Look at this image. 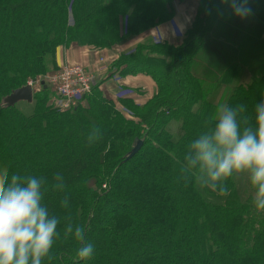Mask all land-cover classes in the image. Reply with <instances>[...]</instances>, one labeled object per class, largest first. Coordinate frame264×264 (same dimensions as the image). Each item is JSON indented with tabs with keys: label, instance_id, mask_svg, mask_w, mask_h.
I'll return each instance as SVG.
<instances>
[{
	"label": "trees",
	"instance_id": "trees-1",
	"mask_svg": "<svg viewBox=\"0 0 264 264\" xmlns=\"http://www.w3.org/2000/svg\"><path fill=\"white\" fill-rule=\"evenodd\" d=\"M183 1L0 0V174L46 181L44 202L61 234L43 264H264V212L254 209L246 176L230 178L221 195L180 174L187 144L214 118L226 87L222 104L249 112L264 94V0H249L244 19L221 0H198L178 46L151 41L118 55V75L152 80L143 104L127 97L118 108L93 84L83 104L61 111L42 81L57 68L59 47L124 45L167 23ZM28 82H38L30 106L2 109ZM134 141L141 147L126 159ZM67 223L86 226L89 260L76 259Z\"/></svg>",
	"mask_w": 264,
	"mask_h": 264
},
{
	"label": "clouds",
	"instance_id": "clouds-1",
	"mask_svg": "<svg viewBox=\"0 0 264 264\" xmlns=\"http://www.w3.org/2000/svg\"><path fill=\"white\" fill-rule=\"evenodd\" d=\"M231 14L244 19L251 13L249 0H221ZM180 174L201 189L226 193L230 178L244 175L252 192L251 203L264 212V94L251 111L244 104H221L214 118L188 144ZM52 185L64 189V177L57 173ZM46 181L28 173L0 174V264H43L55 240L61 221L50 213L45 201ZM65 194L62 206H67ZM65 239L78 243L75 257L87 261L94 244L86 238V226L67 223Z\"/></svg>",
	"mask_w": 264,
	"mask_h": 264
},
{
	"label": "crops",
	"instance_id": "crops-1",
	"mask_svg": "<svg viewBox=\"0 0 264 264\" xmlns=\"http://www.w3.org/2000/svg\"><path fill=\"white\" fill-rule=\"evenodd\" d=\"M197 4L198 0H184L179 5L177 4L172 20L158 27V31L166 43L173 46L180 44L183 34L195 17ZM155 32L152 29L124 45H116L110 49L97 50L91 47H80L76 44L65 49L59 47L55 54L56 67L59 68L67 63L79 65L86 71H93L94 84L98 85L103 97L113 101L118 108H121L118 101L127 97L133 98L135 103L143 104L154 91L152 80L142 75L120 76L111 69V63L118 55L128 53L140 44L151 42ZM127 90L132 91L133 94L117 98L118 93Z\"/></svg>",
	"mask_w": 264,
	"mask_h": 264
},
{
	"label": "built area",
	"instance_id": "built-area-1",
	"mask_svg": "<svg viewBox=\"0 0 264 264\" xmlns=\"http://www.w3.org/2000/svg\"><path fill=\"white\" fill-rule=\"evenodd\" d=\"M62 68L63 66L60 67L59 70ZM94 79V75L88 74L82 68L73 67L69 74V80L71 83L66 86H55L53 84L55 86L53 92L62 100L61 102H58L56 99L54 103V105L56 104L55 107L61 111H65L79 105L81 103L80 100H83V98L90 92V85L94 84ZM27 84L31 86L34 91L38 87V82H28ZM132 94V91L127 90L122 93H118L117 98L130 96Z\"/></svg>",
	"mask_w": 264,
	"mask_h": 264
},
{
	"label": "rangeland",
	"instance_id": "rangeland-1",
	"mask_svg": "<svg viewBox=\"0 0 264 264\" xmlns=\"http://www.w3.org/2000/svg\"><path fill=\"white\" fill-rule=\"evenodd\" d=\"M180 3H182V2H180ZM179 5V3H176L175 4V8H176V5ZM175 11H176V9H175ZM172 20V19H171ZM171 20H169L167 23H169ZM166 24V23H165ZM163 25V24H162ZM161 25H159V26H156L155 28H152V29H154V31H156L155 32V34H154V36H152V42H154V43H156V44H162V43H166L165 42V40H163V38H162V36H161V33L158 31V27H160ZM151 29V30H152ZM149 32H150V30H148ZM148 31H146V32H148ZM145 33V32H144ZM143 34V33H142ZM157 41V42H156ZM168 44V43H167ZM135 49V47L134 48H132V50L130 51V52H128V53H126V54H129V53H131L133 50ZM62 67V66H61ZM73 67H80V68H82L84 71H86L83 67H81V66H79V65H76V64H63V68L61 69V70H59V68H56L54 71H51V72H49V73H47V74H45V75H43V76H41L42 77V81H44L49 87H50V89H52V92H53V90H54V88H55V86H66V85H68L69 83H71V81L69 80V74H70V70L73 68ZM88 74H92V75H94V73H92L93 71H86ZM94 77H95V75H94ZM38 81H39V79H38ZM93 83H95V79L93 80ZM55 86H54V85ZM38 85V84H37ZM92 87V84L90 85V88ZM226 92H227V87L225 88V90H224V92H223V94H222V96H221V98H220V100H219V102H218V105L220 106L222 103H223V100H224V98H223V96L226 94ZM54 93V92H53ZM54 96H55V98L58 100V102L60 101H62L59 97H57V95L54 93ZM80 104H83V101L82 100H80ZM56 105V104H55ZM17 106H21L20 108L21 109H23V110H26L24 107H29L30 106V104H28V103H25V102H20V103H18L17 104ZM125 113V112H124ZM126 115H128V113L126 112L125 113Z\"/></svg>",
	"mask_w": 264,
	"mask_h": 264
},
{
	"label": "water",
	"instance_id": "water-1",
	"mask_svg": "<svg viewBox=\"0 0 264 264\" xmlns=\"http://www.w3.org/2000/svg\"><path fill=\"white\" fill-rule=\"evenodd\" d=\"M33 101V90L29 85L11 91L9 95L1 101V108H12L20 102L31 104ZM141 147L140 141H134L131 151L126 155V159L131 158Z\"/></svg>",
	"mask_w": 264,
	"mask_h": 264
}]
</instances>
